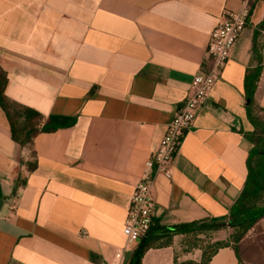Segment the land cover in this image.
I'll list each match as a JSON object with an SVG mask.
<instances>
[{
    "label": "crops",
    "instance_id": "0c3cea01",
    "mask_svg": "<svg viewBox=\"0 0 264 264\" xmlns=\"http://www.w3.org/2000/svg\"><path fill=\"white\" fill-rule=\"evenodd\" d=\"M243 0H0V67L17 125L23 108L71 122L21 144L0 102V264L200 261L189 233L150 230L127 245L138 182L195 74L211 32ZM264 0L253 3L231 60L176 156L155 180L156 225L226 220L245 187L257 133L245 76ZM264 108V69L255 93ZM160 237L159 240L156 238ZM223 239V238H218ZM226 239V238H224ZM210 264H241L232 245Z\"/></svg>",
    "mask_w": 264,
    "mask_h": 264
},
{
    "label": "trees",
    "instance_id": "16d2710c",
    "mask_svg": "<svg viewBox=\"0 0 264 264\" xmlns=\"http://www.w3.org/2000/svg\"><path fill=\"white\" fill-rule=\"evenodd\" d=\"M263 44L264 19L255 26L253 60L245 76V92L247 102L249 101L247 104L248 118L257 130V133L251 136L255 145L249 152L248 176L245 187L237 202L232 206L229 216L226 220L215 218L199 220L173 228L156 224L153 227L156 231L164 230L170 234L182 232L189 233V235L192 233L200 235L204 231L220 229L219 224L226 223L234 232L230 234V239L224 242L218 240L211 246L201 245L203 255L200 261L186 260L179 262L177 260L176 264H210L211 259L217 253L218 249L229 245L233 246L241 264H244L240 253V244L246 234L264 218V108L257 104L255 100V93L264 69V53L261 51ZM6 81V73L0 67V102L9 116L13 129V138L17 142L26 144L31 140L32 135L39 131H54L63 125L71 124V122L59 123V118H50L41 128L33 127V120L41 116V114L31 108H23L21 110L22 112H17L18 115L21 113L24 114L26 118L24 126L20 128L17 125L15 116L12 114L4 94ZM156 239L159 240L160 237ZM150 246L151 242L148 241L137 250V264L140 263L145 251Z\"/></svg>",
    "mask_w": 264,
    "mask_h": 264
},
{
    "label": "built area",
    "instance_id": "2783aa9c",
    "mask_svg": "<svg viewBox=\"0 0 264 264\" xmlns=\"http://www.w3.org/2000/svg\"><path fill=\"white\" fill-rule=\"evenodd\" d=\"M255 1L243 0L239 10H226L211 32L205 65L195 74L189 96L176 110L166 134L147 162V170L152 175L143 177L136 185L125 222L128 246L137 244L155 226V180L161 174L168 178L172 176L171 170L184 139L195 124L204 100L231 60L232 50L242 37Z\"/></svg>",
    "mask_w": 264,
    "mask_h": 264
},
{
    "label": "rangeland",
    "instance_id": "374dc122",
    "mask_svg": "<svg viewBox=\"0 0 264 264\" xmlns=\"http://www.w3.org/2000/svg\"><path fill=\"white\" fill-rule=\"evenodd\" d=\"M261 51L264 53V44ZM233 232L234 230L226 225L220 227V229L204 231L200 235L192 233L188 238V242L190 244L211 246L218 240L223 242L229 240L230 234H233ZM240 253L244 264H264V218L246 234L240 244Z\"/></svg>",
    "mask_w": 264,
    "mask_h": 264
},
{
    "label": "water",
    "instance_id": "95a60500",
    "mask_svg": "<svg viewBox=\"0 0 264 264\" xmlns=\"http://www.w3.org/2000/svg\"><path fill=\"white\" fill-rule=\"evenodd\" d=\"M247 103H249V101ZM219 226L220 227H225L226 226V223H220Z\"/></svg>",
    "mask_w": 264,
    "mask_h": 264
}]
</instances>
